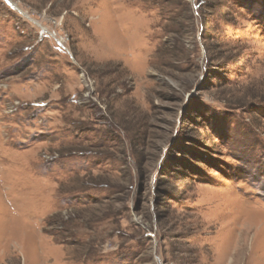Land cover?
Listing matches in <instances>:
<instances>
[{
    "label": "rangeland",
    "instance_id": "374dc122",
    "mask_svg": "<svg viewBox=\"0 0 264 264\" xmlns=\"http://www.w3.org/2000/svg\"><path fill=\"white\" fill-rule=\"evenodd\" d=\"M0 264H264V0H0Z\"/></svg>",
    "mask_w": 264,
    "mask_h": 264
}]
</instances>
